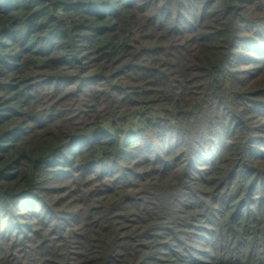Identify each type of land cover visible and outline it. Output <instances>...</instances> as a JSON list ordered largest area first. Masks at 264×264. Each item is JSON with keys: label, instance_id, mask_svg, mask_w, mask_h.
I'll list each match as a JSON object with an SVG mask.
<instances>
[{"label": "trees", "instance_id": "1", "mask_svg": "<svg viewBox=\"0 0 264 264\" xmlns=\"http://www.w3.org/2000/svg\"><path fill=\"white\" fill-rule=\"evenodd\" d=\"M0 264H264V0H0Z\"/></svg>", "mask_w": 264, "mask_h": 264}]
</instances>
